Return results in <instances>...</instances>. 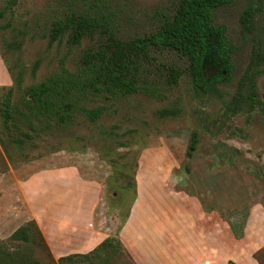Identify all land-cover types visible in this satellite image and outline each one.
<instances>
[{
	"label": "rangeland",
	"instance_id": "rangeland-1",
	"mask_svg": "<svg viewBox=\"0 0 264 264\" xmlns=\"http://www.w3.org/2000/svg\"><path fill=\"white\" fill-rule=\"evenodd\" d=\"M83 1L15 0L0 19V99L10 89L15 103L28 85L59 66L69 71L78 66L94 42L84 39L70 48L63 33L49 44L48 32L53 20L76 11ZM178 1L101 0L123 39L153 32ZM4 3L0 0V9ZM256 3L230 0L213 12L214 24L223 26L235 50L230 81L215 84L206 95L194 94L182 60L160 50L149 60L151 80L157 82L152 89L93 98L87 107H102L94 123L78 117L63 131L36 135L22 129L27 138L5 129L0 116V244L17 248L10 234L33 221L48 253L35 247L33 255L45 264L88 253L106 238L118 241L123 251L110 264H152L138 248V231H129L150 215L156 229L144 222L143 234L151 247L155 240L163 264H264V124L257 109L218 120L252 48L264 49L257 26L246 31L240 22L245 8ZM158 63L184 73L176 84L166 85ZM19 75L16 87L13 79ZM263 83L264 70L256 80L264 107ZM165 108L176 114L161 117ZM200 118L222 126L206 131ZM192 131L197 143L188 157ZM195 214L203 233L198 262L187 255L195 244L187 219Z\"/></svg>",
	"mask_w": 264,
	"mask_h": 264
},
{
	"label": "trees",
	"instance_id": "trees-1",
	"mask_svg": "<svg viewBox=\"0 0 264 264\" xmlns=\"http://www.w3.org/2000/svg\"><path fill=\"white\" fill-rule=\"evenodd\" d=\"M229 1L179 0L153 32L123 39L101 0H84L76 11L51 22L48 43L58 41L66 33L68 47L78 46L84 39L94 42L93 47L81 54L79 64L73 71L59 66L58 71L28 85L15 103L11 102V90H7L0 99L4 128H12L28 138L30 135L22 129L36 135L45 130L63 131L70 128L78 117L94 123L101 116L102 107L88 108L87 104L93 98L104 96L117 99L152 89L157 82L151 80L149 60L155 51L160 50L172 52L182 60L194 94L206 95L215 84L229 82L233 73L231 58L235 47L225 36L223 26L213 22V12L226 6ZM14 3L15 0H5L4 7L0 9V19L12 10ZM240 22L246 31L257 26L264 38V0H257L254 6L248 5ZM8 45L18 47L16 42ZM157 66L166 85L176 84L184 73L183 69L166 64L158 63ZM263 70L264 49L257 44L252 48L235 90L223 107V116L218 120L236 114L249 115L257 109L264 124V107L257 99L256 91V80ZM20 79V75L13 79L16 87H19ZM175 114L174 108L159 111L161 117ZM200 123L209 132L211 129L217 131L222 126L210 121V118H200ZM21 142L17 140V143ZM196 143V133L192 131L186 148L188 157ZM9 239L19 245L10 250L0 244V264H45L33 255L35 247L47 253L33 221L20 225ZM22 245L28 249L25 250ZM114 255H123L121 246L115 239L106 238L88 253L59 257L57 262L110 264Z\"/></svg>",
	"mask_w": 264,
	"mask_h": 264
},
{
	"label": "crops",
	"instance_id": "crops-1",
	"mask_svg": "<svg viewBox=\"0 0 264 264\" xmlns=\"http://www.w3.org/2000/svg\"><path fill=\"white\" fill-rule=\"evenodd\" d=\"M199 217H200L199 214H195V215H190V218L187 219V224H189L192 227L191 228L192 231L189 232L190 233V241L194 240V242H195V244H190L188 246V248H187L188 254L187 255L190 259H191V257L194 258V262H198L197 258L200 255L198 251L201 248L199 241L201 240V238L203 236V233H201L200 229H199V227L202 228V226H200V221H199L200 218ZM148 218L150 219L149 220L150 222L147 221ZM140 220H141L142 224L138 225L137 227L132 226L131 228H129V231H132V233L138 231V233L136 234L137 240L139 242L138 248L143 253V256H145L148 263H150V261H151L152 264H163V262L161 261L162 260L161 256L160 255L158 257L156 256L157 249H155V247H156L155 240H152L154 246L151 247V245L149 244V242H147V240L145 239L144 234H143L144 230H143L142 226H143L144 222H145V226L149 225V228L151 230L155 231L156 227H155V225H153L154 220L150 217V215H149V217H145V218L140 217ZM148 222H149V224H148ZM136 224H138V223H136ZM154 227H155V229H154ZM171 239H172V236L169 239L170 240V246H172ZM209 248L211 249V247H209ZM211 250H213V249H211ZM199 263L200 262H198L197 264H199ZM167 264H169V263H167ZM170 264H172V263H170Z\"/></svg>",
	"mask_w": 264,
	"mask_h": 264
}]
</instances>
